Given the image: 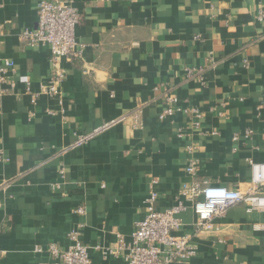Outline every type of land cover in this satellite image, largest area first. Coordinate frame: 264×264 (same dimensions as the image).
<instances>
[{
	"label": "crops",
	"instance_id": "1",
	"mask_svg": "<svg viewBox=\"0 0 264 264\" xmlns=\"http://www.w3.org/2000/svg\"><path fill=\"white\" fill-rule=\"evenodd\" d=\"M40 1L0 0V63H15L0 82V149L10 159L0 161V264H53L35 248L68 247L80 225L92 264H124L123 251L96 246L131 240L154 180L156 207L177 203L191 180L190 145L203 185L247 189L249 161L264 163V0H74L84 55L60 61L64 119L47 113L59 107L47 94L33 103L19 79L27 75L39 94L51 71L49 48L21 38L37 27ZM188 69H203V80ZM165 91L203 110L199 127L182 111L159 118ZM122 116L74 146L75 131ZM180 216L177 233L197 249L188 264H264V209L237 204L199 232L191 207Z\"/></svg>",
	"mask_w": 264,
	"mask_h": 264
},
{
	"label": "built area",
	"instance_id": "2",
	"mask_svg": "<svg viewBox=\"0 0 264 264\" xmlns=\"http://www.w3.org/2000/svg\"><path fill=\"white\" fill-rule=\"evenodd\" d=\"M37 27L25 28L21 31V38L31 46H47L50 51L49 62L51 71L47 79L42 83L39 94L31 89V81L27 75L19 77L24 84L27 93L31 94V101L35 103L40 94H47L58 103V108H47V113L54 117H66V103L62 96L61 85L66 79V72L60 67L61 59L68 61L82 59L84 45L77 39V28L83 19L82 11L76 6L74 0H41L38 3ZM262 19V15L259 16ZM195 38H200L196 35ZM15 63L11 59H5L0 63V82H7V74L15 71ZM189 76H197L203 80V69H188ZM11 89L15 82H10ZM7 92V90H2ZM180 98L172 92L165 91L163 106L159 115L161 120L172 117L177 112H183L192 118L199 127L204 119V112L198 106H179ZM222 113H220L221 115ZM127 116L111 119L98 128L89 132L75 131L74 146L85 145L96 135L107 130L111 126L127 121ZM136 123L138 116H135ZM251 130L246 132L250 137ZM178 135L183 137V129L178 130ZM238 139V135L234 136ZM195 145L187 148L189 154L185 168L191 180L182 187L177 203L165 210L156 207L159 197L156 182L150 185L149 197L144 212V217L137 221L135 230L131 233V240L120 239L117 249L96 246L102 249L104 255L119 254L122 251L124 264H188L197 255L196 246L191 234L179 235L177 232L183 225L181 213L192 208L196 215V232L210 229L213 219L217 216H225L230 208L237 204H245L247 211L264 209V163L250 160L252 171L251 180L245 191L240 188L231 189L225 186L203 185L199 180L201 165L195 156ZM9 162L0 149V161ZM191 204V205H189ZM78 214L85 212L83 207L75 210ZM264 228V225L261 226ZM81 225L74 227L68 234L70 244L66 248H60L57 243H50L46 248L36 247L38 253L47 252L53 258V264H92L90 257L91 247L84 244L81 238Z\"/></svg>",
	"mask_w": 264,
	"mask_h": 264
}]
</instances>
